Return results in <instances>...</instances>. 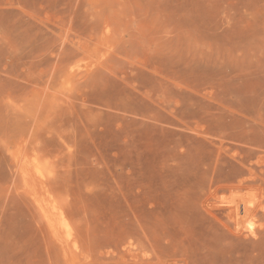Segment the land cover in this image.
Returning <instances> with one entry per match:
<instances>
[{
	"label": "rangeland",
	"instance_id": "obj_1",
	"mask_svg": "<svg viewBox=\"0 0 264 264\" xmlns=\"http://www.w3.org/2000/svg\"><path fill=\"white\" fill-rule=\"evenodd\" d=\"M122 262L264 264V0H0V264Z\"/></svg>",
	"mask_w": 264,
	"mask_h": 264
},
{
	"label": "bare ground",
	"instance_id": "obj_2",
	"mask_svg": "<svg viewBox=\"0 0 264 264\" xmlns=\"http://www.w3.org/2000/svg\"><path fill=\"white\" fill-rule=\"evenodd\" d=\"M50 198H51V196H49ZM52 200H53V198L51 199V202H52ZM54 201V200H53ZM49 207H50V211L52 212V217H54V221H50L49 222V225H50V227L53 229V234H54V236L56 237V239L58 240V242H60V244H63L64 246L66 245V246H68V245H70V244H74L75 242H73V240H75V239H72V230H71V228L69 227L70 225L68 224V222H66V218L64 217V215H63V213L61 212V210H60V207H58V204H56V202H55V204L57 205H55L54 204V202L53 203H50L49 202ZM245 204V203H244ZM241 205H243V204H241ZM240 205V206H241ZM248 205H250V203L248 204ZM43 206V205H42ZM236 206V208H235V213H234V215L236 214V216H238L239 214H240V212H241V209L239 208V207H237V205H235ZM244 206H246V205H244ZM244 206H243V209H242V213H243V215L246 217L247 215H248V213H249V211H248V209H249V207L248 206H246V207H248V208H244ZM242 215V216H243ZM240 216V215H239ZM66 219V220H65ZM74 237V236H73ZM65 238V239H64ZM123 241H125V239L123 240ZM126 242V241H125ZM142 243V242H141ZM66 246H65V248H66ZM76 246V245H75ZM63 247V246H62ZM77 247V246H76ZM107 247V246H106ZM122 247V246H121ZM130 247V246H129ZM64 248V249H65ZM68 248V247H67ZM78 249V248H77ZM112 249V248H111ZM133 248H131V250H132ZM140 249V248H139ZM120 250H121V248H120ZM129 250H130V248H129ZM136 250H138V249H136ZM102 251V250H101ZM134 251V250H133ZM72 252H73V250H72ZM109 252H110V250H109ZM119 252V251H118ZM120 253V252H119ZM128 253H130V251L128 252ZM135 253V252H134ZM117 254V253H116ZM67 256H69V255H67ZM98 258V257H97ZM118 259H120V258H118ZM104 260V259H103ZM103 260H101V261H103ZM124 260V259H123ZM116 263V262H115ZM123 263V262H122ZM125 263V262H124ZM123 263V264H124ZM72 264V263H71Z\"/></svg>",
	"mask_w": 264,
	"mask_h": 264
}]
</instances>
